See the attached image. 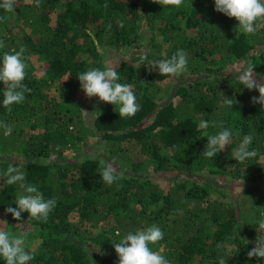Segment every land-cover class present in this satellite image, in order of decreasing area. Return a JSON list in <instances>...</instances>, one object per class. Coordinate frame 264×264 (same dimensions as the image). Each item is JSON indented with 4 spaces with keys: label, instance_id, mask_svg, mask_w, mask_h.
I'll use <instances>...</instances> for the list:
<instances>
[{
    "label": "trees",
    "instance_id": "trees-1",
    "mask_svg": "<svg viewBox=\"0 0 264 264\" xmlns=\"http://www.w3.org/2000/svg\"><path fill=\"white\" fill-rule=\"evenodd\" d=\"M257 24L255 34H243L238 21L215 11L214 0L179 7L162 0H39V7L16 0L13 11L0 9V59L24 48L22 83L31 90L5 108L0 83V218L5 230L24 236L29 264H118L113 244L152 225L163 239L150 247L169 264H264L247 255L264 235V106L252 103L258 91L236 79L248 66L264 79V21ZM178 50L188 61L181 75L149 69ZM112 51L125 54L114 66L118 82L132 84L139 105L130 118H119L118 105L86 97L77 79L108 67ZM34 57L45 63L43 74ZM240 61L246 66L232 70ZM59 80L62 88L53 92ZM225 97L236 103L226 106ZM220 125L232 130L231 143L206 158L202 134L214 135ZM246 135L256 155L239 163L234 151ZM101 161L118 170L112 185L101 179ZM10 164L45 200L55 199L46 221L6 213L22 194L7 183ZM222 179L246 186L224 188ZM249 199L253 206L259 200V210L249 212Z\"/></svg>",
    "mask_w": 264,
    "mask_h": 264
},
{
    "label": "clouds",
    "instance_id": "clouds-1",
    "mask_svg": "<svg viewBox=\"0 0 264 264\" xmlns=\"http://www.w3.org/2000/svg\"><path fill=\"white\" fill-rule=\"evenodd\" d=\"M166 6L179 7L183 0H162ZM16 0H0V9L5 12L13 11ZM215 11L222 13L229 18L238 21V28L245 35H253L257 31L258 21H264V0H214ZM39 7V0H36ZM3 42H0L2 48ZM24 48L12 53L5 52L0 59V83L3 84L2 105L9 108L14 104H21L25 100V93L31 90L22 82L25 79L26 65L23 61ZM145 57H141L143 61ZM187 54L183 50H178L171 58L150 62L149 69H156L160 76L175 77L181 75L187 68ZM81 90L86 97H98L99 101L110 105H118L119 118H130L139 111L136 96L132 90L131 83L118 82L120 77L116 67L108 66L103 70L91 68L77 74ZM237 81L244 85V88L259 92V98L252 97V103L264 106V80L258 81L255 77L254 67L248 66L240 71L236 76ZM236 103L235 99L225 97L224 104L232 107ZM88 115L99 113L94 111ZM100 114V113H99ZM199 127L206 129L208 124L201 121ZM221 130L208 135L202 156L215 158L231 143L233 132L229 128L220 125ZM11 129H7L6 135ZM253 137L246 135L234 151V160L243 163L255 157L254 150H250ZM102 168L100 176L107 185H112L118 179V170L109 162L101 161ZM9 185L18 184L22 194L15 200L16 207L9 206L6 213H10L14 220H22V213H28V217L46 221L50 212L56 207L55 199L45 200L43 194L34 185L25 183V173L17 165L10 164L4 172ZM0 224H6L0 221ZM258 230L264 233V215L258 221ZM119 235V233H117ZM163 239V232L157 225H152L146 229L137 230L135 233L129 232L118 242L113 244L114 251L118 257V264H169V261L159 251H154L150 245H156ZM25 238L21 234H15L0 227V258L5 264H29L33 256L24 247ZM248 258L264 260V235L255 241V245L247 253ZM220 264H225L223 260Z\"/></svg>",
    "mask_w": 264,
    "mask_h": 264
},
{
    "label": "rangeland",
    "instance_id": "rangeland-1",
    "mask_svg": "<svg viewBox=\"0 0 264 264\" xmlns=\"http://www.w3.org/2000/svg\"><path fill=\"white\" fill-rule=\"evenodd\" d=\"M27 2H29L30 0H26ZM125 54L123 52H118V51H112L110 52L109 54H107L104 58L105 60V63L108 65V66H115L118 62H119V59L121 57H124ZM32 63L33 65L35 66V70L39 73V74H43L44 72V69H45V63L43 62V60L40 58V57H34L33 60H32ZM243 66H246V61H240V62H237L235 63V66L234 67H231L233 68L232 70H235V69H238V68H242ZM261 80H264V79H261ZM62 88V80H59L57 81L54 85H53V88H52V91H56L58 89H61ZM89 120V119H88ZM90 123V122H89ZM99 149H96L94 150V152H98ZM214 178V177H213ZM221 186L224 187V188H228L229 186L233 187V188H236L238 190L242 189L243 187L246 186L245 183H236V184H231L229 181H226L225 179H222L221 181H219ZM4 186V183L0 180V189ZM263 191H264V187H263ZM258 205H254L252 204V202H250V199H249V212H250V208H251V213L254 212L255 210H259V200L256 199V202ZM0 221H4L0 218ZM0 227L4 228L5 227V224H0ZM95 232H100L103 230V227H97L96 229H94ZM159 252H161V254L163 255V251L160 250Z\"/></svg>",
    "mask_w": 264,
    "mask_h": 264
}]
</instances>
